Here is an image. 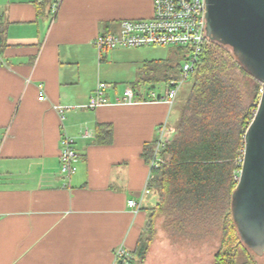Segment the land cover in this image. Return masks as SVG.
<instances>
[{
	"label": "crops",
	"instance_id": "1",
	"mask_svg": "<svg viewBox=\"0 0 264 264\" xmlns=\"http://www.w3.org/2000/svg\"><path fill=\"white\" fill-rule=\"evenodd\" d=\"M52 1L0 0V264H114L120 247L133 252L159 199L151 190L141 201L151 173L144 144L178 121L173 104L148 100L152 89L117 102L140 70L120 88L93 41L124 18L152 16L154 0H62L53 15ZM99 82L114 84L109 104L91 109ZM98 123L112 125L110 141L97 143ZM63 131L79 153L70 178L60 169Z\"/></svg>",
	"mask_w": 264,
	"mask_h": 264
},
{
	"label": "trees",
	"instance_id": "2",
	"mask_svg": "<svg viewBox=\"0 0 264 264\" xmlns=\"http://www.w3.org/2000/svg\"><path fill=\"white\" fill-rule=\"evenodd\" d=\"M45 7L51 0H37ZM187 49L172 47L166 59L146 60L135 89L181 77ZM190 90L175 132L164 135L151 168V190L158 195L128 261L145 264L157 230V219L172 236L204 240L219 235L214 264H256L258 256L240 235L232 213V193L242 166L246 130L257 110L262 83L239 62L231 48L207 38L190 76ZM113 127L98 123L95 140H111ZM165 134V133H164ZM159 138L146 142L143 157L152 163Z\"/></svg>",
	"mask_w": 264,
	"mask_h": 264
},
{
	"label": "built area",
	"instance_id": "3",
	"mask_svg": "<svg viewBox=\"0 0 264 264\" xmlns=\"http://www.w3.org/2000/svg\"><path fill=\"white\" fill-rule=\"evenodd\" d=\"M61 2L62 0L52 1L49 8L52 15L57 13ZM206 6V0H154L152 16L124 18L120 21L119 31L101 33L94 39L93 43L100 55L104 50H111L117 47L172 46L187 49L186 59L181 69V77L172 80L166 85L163 94L151 92L150 96H148V100L151 102H163L172 105L182 85L190 79L203 45L208 38ZM113 86L114 84L110 82H99L90 97L88 107L94 109L109 104L107 90L113 88ZM145 92L142 87L135 89L132 85H129L124 89L122 95L117 97V102L125 104L135 103L139 101V97L143 96ZM39 99H45L43 91ZM53 107L60 114H63L66 109H70V107L61 105H54ZM165 131L166 126H163L151 168L158 166L157 153L163 145ZM82 136L91 138L94 137V133L86 129ZM78 159L79 153L75 147V139L66 131H63L61 135L60 169L67 178H70L76 172ZM151 179L152 173H150L142 192L141 201L144 195L151 192L149 187ZM141 201L129 199L128 205L137 212L140 210ZM130 257L131 253L120 247L116 252L114 264H120V261L122 263L124 261L127 262Z\"/></svg>",
	"mask_w": 264,
	"mask_h": 264
},
{
	"label": "water",
	"instance_id": "4",
	"mask_svg": "<svg viewBox=\"0 0 264 264\" xmlns=\"http://www.w3.org/2000/svg\"><path fill=\"white\" fill-rule=\"evenodd\" d=\"M207 36L231 48L262 83L257 110L245 133L243 162L232 193L242 239L264 253V0H206ZM122 264V261L119 262Z\"/></svg>",
	"mask_w": 264,
	"mask_h": 264
},
{
	"label": "rangeland",
	"instance_id": "5",
	"mask_svg": "<svg viewBox=\"0 0 264 264\" xmlns=\"http://www.w3.org/2000/svg\"><path fill=\"white\" fill-rule=\"evenodd\" d=\"M120 48L119 52L104 50L103 55L106 56L104 64L114 72L113 77H117L116 82L120 85V88H123L131 83L132 77L138 70L141 71L144 61L170 57L172 46ZM137 53H142V55L138 56ZM158 77L159 74L154 78L153 83L143 85V90L152 89L156 93L163 94L165 83L163 79L159 81ZM189 81L190 79L182 85L179 95L171 107L170 119L174 125L180 119L181 107L190 90ZM156 225L158 234L149 249L145 264H214V254L220 241L219 235L201 241L191 238H179L169 235L163 229L161 218L157 219ZM254 260L256 264H264V253L255 256Z\"/></svg>",
	"mask_w": 264,
	"mask_h": 264
}]
</instances>
